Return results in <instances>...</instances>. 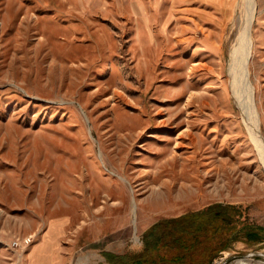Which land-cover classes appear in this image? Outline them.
<instances>
[{"label": "rangeland", "instance_id": "374dc122", "mask_svg": "<svg viewBox=\"0 0 264 264\" xmlns=\"http://www.w3.org/2000/svg\"><path fill=\"white\" fill-rule=\"evenodd\" d=\"M238 8L0 0V264H264V161L230 88ZM251 36L264 137V0Z\"/></svg>", "mask_w": 264, "mask_h": 264}, {"label": "bare ground", "instance_id": "6f19581e", "mask_svg": "<svg viewBox=\"0 0 264 264\" xmlns=\"http://www.w3.org/2000/svg\"><path fill=\"white\" fill-rule=\"evenodd\" d=\"M239 4L240 9L238 8L239 11L236 13L237 33L235 44L230 51L228 67L230 88L248 135L264 161V137L259 133L257 127L258 113L253 101L254 88L249 78L248 69L252 46L251 27L256 12V0H239ZM135 201L133 198V208L136 207ZM243 260L239 258L235 262L237 264L248 263V258Z\"/></svg>", "mask_w": 264, "mask_h": 264}, {"label": "crops", "instance_id": "0c3cea01", "mask_svg": "<svg viewBox=\"0 0 264 264\" xmlns=\"http://www.w3.org/2000/svg\"><path fill=\"white\" fill-rule=\"evenodd\" d=\"M135 211H136V207L135 208H133V201H132V204H131V215H132V225H133V229H132V232L133 233H135V231H136V217H135ZM246 232H247V230H246ZM258 234V232H256V231H253V230H249L248 232H247V235L245 234V237H249V238H252V236H254V235H257ZM29 258H30V261H32V259L34 258V256H32V255H30L29 256Z\"/></svg>", "mask_w": 264, "mask_h": 264}, {"label": "built area", "instance_id": "2783aa9c", "mask_svg": "<svg viewBox=\"0 0 264 264\" xmlns=\"http://www.w3.org/2000/svg\"><path fill=\"white\" fill-rule=\"evenodd\" d=\"M31 240H32V236H27V237H23V238H16L15 240L12 241V245H14V246H19V245L26 246L29 243H31Z\"/></svg>", "mask_w": 264, "mask_h": 264}]
</instances>
